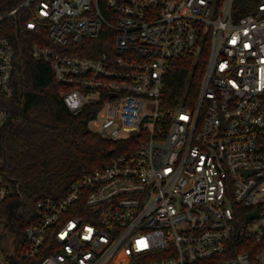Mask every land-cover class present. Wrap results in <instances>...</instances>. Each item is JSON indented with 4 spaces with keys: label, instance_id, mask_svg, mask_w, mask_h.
I'll list each match as a JSON object with an SVG mask.
<instances>
[{
    "label": "built area",
    "instance_id": "1",
    "mask_svg": "<svg viewBox=\"0 0 264 264\" xmlns=\"http://www.w3.org/2000/svg\"><path fill=\"white\" fill-rule=\"evenodd\" d=\"M21 8L67 109L126 150L37 200L11 256L0 222V264H264V0H24L0 13L6 96L18 48L1 31ZM203 51L196 98L167 104L170 62Z\"/></svg>",
    "mask_w": 264,
    "mask_h": 264
},
{
    "label": "trees",
    "instance_id": "2",
    "mask_svg": "<svg viewBox=\"0 0 264 264\" xmlns=\"http://www.w3.org/2000/svg\"><path fill=\"white\" fill-rule=\"evenodd\" d=\"M24 0H0V13H8ZM28 12L21 8L3 21L2 33L11 37L18 54L13 62V93L0 92V106L8 118L0 131V174L12 188L0 203L2 236L19 239L33 218L35 203L44 197L60 198L85 172L102 168L126 150V143L108 141L88 127L91 107L70 112L48 64L33 61L34 43L50 45L42 27L27 29ZM207 51L174 58L166 75L163 97L171 106L187 105L200 87ZM112 150L111 155L107 151Z\"/></svg>",
    "mask_w": 264,
    "mask_h": 264
},
{
    "label": "rangeland",
    "instance_id": "3",
    "mask_svg": "<svg viewBox=\"0 0 264 264\" xmlns=\"http://www.w3.org/2000/svg\"><path fill=\"white\" fill-rule=\"evenodd\" d=\"M1 250L6 256L12 255V252L14 251V237L12 235L6 234L3 236V242L1 244Z\"/></svg>",
    "mask_w": 264,
    "mask_h": 264
},
{
    "label": "water",
    "instance_id": "4",
    "mask_svg": "<svg viewBox=\"0 0 264 264\" xmlns=\"http://www.w3.org/2000/svg\"><path fill=\"white\" fill-rule=\"evenodd\" d=\"M112 154V150H108L107 151V155H111ZM249 218H258V217H261V214L257 213L256 211L254 212H251L249 215H248ZM1 241V240H0Z\"/></svg>",
    "mask_w": 264,
    "mask_h": 264
}]
</instances>
